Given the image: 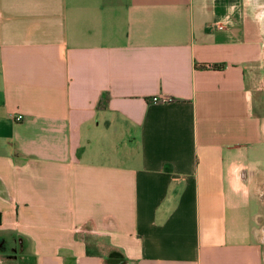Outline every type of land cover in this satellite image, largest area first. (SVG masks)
<instances>
[{"label":"crops","instance_id":"crops-1","mask_svg":"<svg viewBox=\"0 0 264 264\" xmlns=\"http://www.w3.org/2000/svg\"><path fill=\"white\" fill-rule=\"evenodd\" d=\"M263 85L264 0H0V264H264Z\"/></svg>","mask_w":264,"mask_h":264},{"label":"built area","instance_id":"built-area-1","mask_svg":"<svg viewBox=\"0 0 264 264\" xmlns=\"http://www.w3.org/2000/svg\"><path fill=\"white\" fill-rule=\"evenodd\" d=\"M170 102L171 100L170 99H158V98H154L153 101L156 103V102ZM14 121L16 122H21L23 120V116L22 115H15L13 117Z\"/></svg>","mask_w":264,"mask_h":264},{"label":"rangeland","instance_id":"rangeland-1","mask_svg":"<svg viewBox=\"0 0 264 264\" xmlns=\"http://www.w3.org/2000/svg\"><path fill=\"white\" fill-rule=\"evenodd\" d=\"M264 86V85H263ZM260 99V104H261V102H262V97L261 96H259V98H258V100Z\"/></svg>","mask_w":264,"mask_h":264},{"label":"trees","instance_id":"trees-1","mask_svg":"<svg viewBox=\"0 0 264 264\" xmlns=\"http://www.w3.org/2000/svg\"><path fill=\"white\" fill-rule=\"evenodd\" d=\"M212 68H216L215 66H213Z\"/></svg>","mask_w":264,"mask_h":264}]
</instances>
